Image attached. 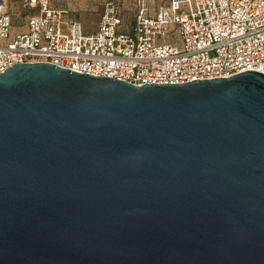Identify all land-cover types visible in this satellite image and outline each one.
I'll use <instances>...</instances> for the list:
<instances>
[{"label": "water", "instance_id": "obj_1", "mask_svg": "<svg viewBox=\"0 0 264 264\" xmlns=\"http://www.w3.org/2000/svg\"><path fill=\"white\" fill-rule=\"evenodd\" d=\"M0 264H264V73L0 72Z\"/></svg>", "mask_w": 264, "mask_h": 264}, {"label": "built area", "instance_id": "obj_2", "mask_svg": "<svg viewBox=\"0 0 264 264\" xmlns=\"http://www.w3.org/2000/svg\"><path fill=\"white\" fill-rule=\"evenodd\" d=\"M16 2L26 13L12 31V5L0 0V72L44 62L134 85L264 73V0H137L131 23L107 0L89 33L49 0Z\"/></svg>", "mask_w": 264, "mask_h": 264}, {"label": "rangeland", "instance_id": "obj_3", "mask_svg": "<svg viewBox=\"0 0 264 264\" xmlns=\"http://www.w3.org/2000/svg\"><path fill=\"white\" fill-rule=\"evenodd\" d=\"M60 0H49L51 4ZM69 4L74 5L75 7H65L67 9V15L73 19H76L79 24H81L82 31L84 33H89L97 29L100 14L102 11V7L105 1L107 0H65ZM118 2L120 6V10L122 15L126 18L128 17V22H132L133 15L136 9V5L134 4L131 8L125 7L131 5L132 3L137 2V0H124V7L122 6L123 0H114ZM11 12L14 16V20L12 22V31H16L22 29L21 22L23 16L26 13V10L22 8L19 4L15 1L11 3ZM85 6V7H83Z\"/></svg>", "mask_w": 264, "mask_h": 264}, {"label": "crops", "instance_id": "obj_4", "mask_svg": "<svg viewBox=\"0 0 264 264\" xmlns=\"http://www.w3.org/2000/svg\"><path fill=\"white\" fill-rule=\"evenodd\" d=\"M12 1H15L16 2V0H8V2H9V4L11 5V3H12ZM161 1L162 0H149V3H150V5H151V7L152 8H156L160 3H161ZM17 3V2H16ZM51 4V3H50ZM134 4V6L136 5L135 3H132L131 5H128V6H126L125 5V7H127V8H131V6ZM52 6H59V7H68V6H70V7H75L74 5H71V4H69L67 1H65V0H60V1H57V2H54L53 4H51ZM122 6L124 7V0H123V2H122ZM83 7H85V6H83ZM154 12V10H152V13ZM126 19H127V21H128V17H126ZM130 23V22H129Z\"/></svg>", "mask_w": 264, "mask_h": 264}, {"label": "trees", "instance_id": "obj_5", "mask_svg": "<svg viewBox=\"0 0 264 264\" xmlns=\"http://www.w3.org/2000/svg\"><path fill=\"white\" fill-rule=\"evenodd\" d=\"M50 3V2H49ZM64 8V7H63ZM66 9V8H65ZM67 10V9H66Z\"/></svg>", "mask_w": 264, "mask_h": 264}]
</instances>
